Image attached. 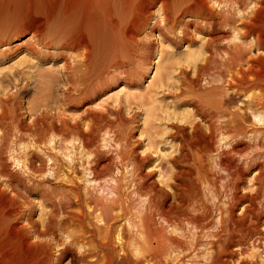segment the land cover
<instances>
[{
    "label": "rangeland",
    "instance_id": "obj_1",
    "mask_svg": "<svg viewBox=\"0 0 264 264\" xmlns=\"http://www.w3.org/2000/svg\"><path fill=\"white\" fill-rule=\"evenodd\" d=\"M80 1L0 0V166L6 165L5 176H1L3 180H0L6 186L1 183L4 191L0 192V198L6 200L8 195H13L18 199L15 202L22 205L20 209L25 214H20L18 211L19 214H13L14 218L12 215L0 217V264H27V262L28 264H73L72 258L75 252H69L59 258L62 246H59L57 241L61 243H64V240L70 241L72 233L79 231L81 227L69 221L64 225V220L62 221L61 218L64 214L55 215L53 204L57 200L64 201V193L69 192L70 187H73L70 186L71 183L82 184L83 192L91 185L87 180L90 176L84 169L83 162L92 158L90 151L96 148L100 149L101 154L103 152L102 156L117 159L111 171L114 176L110 177L113 178L126 176V182L131 178L132 164L122 166L118 162L121 157H128L127 159L136 157L141 162L143 180L132 182L134 183V185L131 183L132 188L128 187L129 185L126 188L124 186V191L129 190L132 192L131 197L136 198V204L134 203L131 210L133 213L138 212L141 209L140 205L143 206L145 202L152 210L156 205L163 206L164 203L165 206L174 202L178 204L179 199L176 200L175 189L172 187L177 182L175 174L178 170H185L187 174L189 173L188 177L195 178L198 184H201L204 192H188L186 195L188 198L191 197L189 199L192 200L190 202L192 207L197 202L202 207H197L198 205L195 204L194 209L197 214L203 210L205 204H208L210 209L214 208L205 228L207 235L212 234L208 238L205 236L207 239L203 233L197 234L200 235L199 239L202 238L200 240H204V242L200 241L201 245L198 248L201 246L199 249L207 251L206 253L222 250V255L221 259L210 257L207 261L202 251L200 256H195L191 250H188L187 258H184L182 264H264V177L256 179L259 170L253 168L247 177L237 181L231 180L232 183L236 182L238 187L233 197L230 196L231 192H228L229 199L226 192L221 193L224 184L227 183V173L216 164L218 159L216 154L220 148L229 147L228 143L233 132H219L212 135L216 128L214 121L218 117L216 113L209 115L205 111L207 99L217 93L203 89L208 86L207 81L212 80L211 75L216 71L215 67L213 68L214 64L212 68L202 69L203 79L197 86L190 81V77H196L195 66L197 68L205 64L204 57L209 55L207 46L210 38L207 32L199 30V24L205 26L202 20H198L199 24L195 22L188 26L191 37L188 35L185 39L182 36V24L190 18L197 21L196 17L182 13L190 7L193 0H173V18L170 21L163 20L160 6L155 5L151 9L148 22L140 17L141 14L136 15L137 11H141L144 7V0L142 2L139 0L142 6L138 0H110L108 8L115 21L110 25L103 23L105 13L100 12V8L95 9L94 15L92 16V13L88 20L68 14V7L70 9L77 6L86 9L93 6L92 0ZM71 2L72 6H70ZM211 4L219 9L215 0H212ZM41 18H48L50 23L41 30L40 44L37 37H34L28 29ZM157 20H161V27L152 30ZM87 21L92 24L95 21L96 25L92 29L95 41L93 59L87 65L89 70L85 72L86 67L81 70L76 62L79 59L78 52L65 49L63 45L66 39L76 35L86 26ZM132 23H138L136 26L140 24V34L136 39L128 36L130 34L128 26ZM235 34L238 36L237 32ZM183 69L189 72L188 75L181 73ZM81 76L85 77L84 80ZM225 83L224 86L227 87ZM246 97L237 99L235 107L245 110L244 103L248 99ZM90 113H99L95 119L96 124L101 128L96 133L94 144L90 149L84 148L73 137L49 140L47 145L42 144L38 148L30 137H26L21 141L22 143L14 139L16 127L34 121L37 114L45 115L48 122L51 120V115L59 116L72 123H81L83 128L88 130ZM249 114L250 119L246 124L249 129L247 138H252L254 136L250 131L252 123H256L257 131L264 132V112L250 110ZM255 135L252 144L255 142L258 147L254 145L247 150L249 153L246 151L243 155L256 151L260 154L257 156L258 161H263L264 136L259 133ZM30 147L47 159L49 167L56 164L54 170L58 175L53 171H47L44 178L40 176L36 179L37 183L31 191L26 192L22 184L16 183H14L15 190H12L6 175L11 171L13 173L15 170L21 171L22 160H18L17 157H25ZM186 152L190 153L187 156L189 161L183 162L181 159L184 153L187 154ZM48 153L53 155H51L52 160L48 157ZM49 167L47 170H50ZM189 170L191 172H188ZM24 175L26 176L27 173ZM144 181L156 190L166 189L169 194L143 190L140 192L142 197L133 193L136 192L134 187L137 183ZM150 198H153L155 203H150ZM228 200L232 202L231 207L234 205L235 207L231 208V212L227 215L225 211L223 215L225 221L222 224V211L218 206L227 207L225 203ZM90 205L88 204L87 208L92 206ZM74 207L73 209H78V206ZM232 214L235 215L234 219H238L235 228ZM20 215L25 216V219L17 225L18 230L8 232ZM27 223L43 230L46 227L52 228L55 236L52 238V235H49L43 238V241L51 245L46 247V245L25 242L23 228L28 226ZM30 224L28 227L31 226ZM128 224L127 219H121L117 225L120 229ZM173 229L169 227V230ZM175 229L178 230H175L176 232H181L178 228ZM217 232L221 234L222 239L219 244L213 245L212 242L217 238L212 235ZM118 237L117 233L116 241L120 243ZM126 240L135 244L133 236L126 235ZM32 241L37 242L39 238L33 237ZM118 250L123 253L120 247Z\"/></svg>",
    "mask_w": 264,
    "mask_h": 264
},
{
    "label": "bare ground",
    "instance_id": "obj_2",
    "mask_svg": "<svg viewBox=\"0 0 264 264\" xmlns=\"http://www.w3.org/2000/svg\"><path fill=\"white\" fill-rule=\"evenodd\" d=\"M92 1L93 6L91 8L86 7V9H82L74 6L75 8L70 7L69 9L68 7L67 13L72 14L74 17L79 16L88 20L93 11L100 8V12L102 11L105 13V20H103V23L106 22L110 25L115 22L113 19L114 17L112 16L113 14H111V11L108 8L110 0ZM140 1L142 2L143 0ZM211 1L212 0H193L190 7L186 11L182 12L183 14H189L188 16L197 18V21L190 18L189 21H186L182 24V36L186 39V37L189 35L188 26L190 24L195 22L198 23V20L205 22V26H202L203 24H198L200 26L199 30L207 32V34L210 36L207 46L209 55L204 57L205 64L197 68L195 66L194 71L196 77H190V81L195 86H197L199 81L203 79L202 69H208L213 66L212 64H214L213 68L215 67L216 71L213 72L214 74L211 76L212 80H214L216 83L212 80H209L207 81L208 86L206 85L207 87L203 86L204 88H202L204 91L218 93H216L214 97L207 99L208 102H206L205 105V111L208 112L209 115L213 113L215 115L216 113V116L218 117V119L214 121L216 128H214L215 130L212 132V135L219 132H233L228 143L229 147L220 148L218 150V154H216V157L218 158L216 164L227 173V183L224 184V190L221 191V193L226 192V196L229 199L230 196L233 197L234 192H237L238 190V187L235 184L236 182L232 183L231 180L237 181L242 177H247L248 174L253 171V168H257L259 170V175L256 177V179L264 177V160L258 161L257 157L260 154H258L256 151H253L248 155H243V153H245L247 150L254 147L255 142L254 144L252 143L255 141L253 140V138L256 136L255 134L259 133L264 136V132H259L255 129L256 123L254 122L250 125L252 128L250 131L254 133V136L252 138H247L249 129L246 125L250 119V110H262L264 112V0H215V3L218 4L219 9L216 8L215 5H212ZM141 2L139 3L140 5ZM173 2V0H144V9L142 8L141 11H137L136 15L141 14L140 17L144 20H147L148 22L151 9L153 6L159 5V8L164 16L163 20L170 21L173 18ZM72 4L73 3L71 2L70 6H72ZM134 6H136V4H134ZM93 15L94 13L92 16ZM48 21V18H41L28 29V31L32 33L34 37H37V41L40 44L42 42L41 30H43L44 27L50 23ZM94 22L93 24L88 23V21L85 22L86 26L82 27L76 35L73 33L74 35L66 39L63 45L65 49L78 52L77 58L79 59H77L76 62L78 63V66L81 67V70L83 67H86V69H84L85 72L89 70L87 69V65L89 62H92L91 60L93 59L92 57L94 54L95 41L92 30L96 25ZM138 23H132L128 26V32L130 33L128 36L131 39H136L140 34V24L139 26H136ZM160 27L161 20H157L155 25L152 27V30L156 28L160 29ZM236 32L238 33V36L235 34ZM84 70L82 73H84ZM181 73L188 75L189 72L183 69ZM81 78L83 79L85 77L81 76ZM219 82H222L223 84H220ZM78 83L80 84V82ZM224 83L227 85V87L224 86ZM245 96L248 97L247 101L244 103L245 110L241 107L236 108L235 104L238 102L237 99H241V97ZM96 116L98 117L99 113H90V115H88V118H90V123H88L89 128L86 130L83 128L81 123H72L70 120H66L62 117L59 118V116L56 117L54 115H51V120L48 122L45 115L37 114L34 121L28 124H20L16 127L15 133L13 132L15 135L14 139L15 141H20V143H22L21 141L25 140L26 137H30L32 138V143L37 145L36 148H38L42 146V144L47 145L49 140L58 138H62V140H64L69 137H73L76 138V140H78L84 148L90 149L94 144L96 133L101 130V128L96 124ZM221 118H223V120ZM256 144L258 143L256 142ZM255 146L258 147V145ZM90 152L92 158H89L88 160L86 159V161L83 162V167L86 171H88L87 173L90 176V178L85 179H87L91 185L87 186L86 191L83 192L81 189L82 184L80 185L75 183L72 185L71 183L70 186L73 187H70L71 189L69 188V192L66 191L67 193H64V201L63 199H61V201L57 200L60 202L54 201L53 204V212L55 215H57V213L64 214V218L61 217L62 221L64 220V225H66L67 221H69L73 224H78L81 227V229L79 231L77 230V232H70V234L72 233L70 241L65 242L64 240V243L57 241L59 246H62V249L58 255L59 258L66 256L69 252L72 253V251H74L75 256L72 258L73 264H182L184 262V258H187L186 252H188V250H191L192 254L194 253L195 256H200L202 251V253H204L203 255L207 257V261L210 257H213L217 260L216 257H220L222 255V250L220 249L219 252L213 251L206 253L207 251L199 249L201 246L198 248V246L201 245L200 241L204 242V240H200L202 238L199 239L200 235L197 236V234L203 233L204 237L207 236V238L212 234L210 233L207 235L205 233V228L208 225L207 220L212 216L211 211L214 208L210 209L209 205L205 204L203 210L198 212V214L196 213L194 206L195 204L198 205L199 203L197 202L193 204L194 206L192 207V203H190L192 200L190 201L189 199L191 197L188 198L186 195L188 192H204V190L201 184H198L199 182H197L195 178L187 176L189 173L187 174L186 171L182 169L180 171L178 170V172L175 174L177 182H175L173 185L171 184L175 189L174 196L177 197L176 200L179 199L178 204L174 202L165 206L164 203L163 206L156 205V210L153 206L154 210H152L151 207L149 209L148 205L145 204L146 202L144 199L145 205H140L141 209L138 212L133 213L131 210L134 207L136 198L131 197L132 192H129V190H127L128 192L126 190L124 191V186L126 188V186L129 185L128 187L131 186L132 188V182L135 183V181L143 180L142 171L140 169L141 162H139L136 157H133L132 159H127L128 157L120 158V161L118 162L122 164V166H125L128 163L132 164V172H130L131 178H128L129 180L126 182V176H117L115 178L110 177L114 176L111 171L117 162L115 157L102 156L103 152L101 154L99 148H96ZM125 154L127 156L129 155L127 153ZM188 154L190 153L183 154L181 159L183 162L189 161V157H187ZM51 155L49 154L48 157L52 160L53 155ZM24 156L25 157L23 158L20 156L17 157L18 160H22L21 171L15 170V173H13V171L10 170L11 173L6 175L9 178V187H12V190H15L14 183H16L17 185L22 184L24 189H26V192L27 190L31 191L34 189L33 187L37 183L36 179L40 176L43 177L45 174H47V171H53L56 175H58L57 171L54 170V166L57 165L55 164L54 166L49 167L47 159L39 152L32 150L31 147ZM48 167L50 170H47ZM191 168H193V166ZM5 169L6 165L2 164L0 166V180L2 179L1 176H5ZM191 171L189 170L188 172ZM25 173H27L26 176L24 175ZM72 178L73 180H76L75 177ZM111 180L115 183H113ZM25 181L27 183H25ZM1 183H3V181H0V192H3L4 190L1 188ZM134 183L132 184L134 185ZM6 184H8V182ZM87 185L89 184L87 183ZM4 186L6 185L4 184ZM134 188L136 192L133 191V193L142 197L143 195H141L140 192H143V190L144 192H162L163 194L165 192L164 195L169 194L166 189L156 190V188H152V186L145 181L137 183ZM228 192H231L230 196L228 195ZM190 194L192 193H189V195ZM16 200L18 199H15L13 195H8L6 200H1L0 198V217H4V215H12V218H14L13 214H19L18 211H20V214H24V211L20 209V206L22 205H20L18 202H15ZM196 200L198 201V199ZM230 201H226L225 204L227 207L224 206L225 208L218 206L222 211V224L225 221L223 215L226 212L227 215L228 212H231V208L234 209L235 207V205L234 207H231L232 202L230 203ZM149 202L152 204L155 203L153 198H150ZM234 203L236 204V201H234ZM88 204H91L92 206L90 205L91 207L87 208ZM74 206H78V209H73ZM197 207L201 206L198 205ZM59 214L58 219L60 217ZM7 216L5 217L7 218ZM231 216L233 217L235 228V225L238 223V219H234L235 215L233 214ZM24 219L25 216L20 215L14 225L12 224V229H9L8 232L11 233L14 230H18L17 225L21 224ZM121 219H127L129 224L128 226L123 225V227L119 229L120 226L117 224ZM30 225V227L24 226L23 228L25 231V242L46 245V247H49L51 244L47 241H43V238L49 235H52V238L55 236V232L52 231V228L50 229L46 227V229L43 230L38 228V226L36 227V225ZM169 227H173L174 229L169 230ZM175 228H178L181 230V232H176L175 230L177 229ZM117 233L120 237H118L120 243L119 241H116ZM126 235H129L130 237L133 236V239L135 240L134 245L131 243V241L128 242L129 240H126ZM212 236L217 238L216 241L212 242L213 245L217 243L219 244L221 242L222 236L219 232L215 234L213 233ZM33 237L39 238V241H32ZM207 238L205 237V239ZM119 247L123 253L119 252ZM24 260L26 259L24 258ZM13 261L14 260H12V262ZM23 261L22 263H25Z\"/></svg>",
    "mask_w": 264,
    "mask_h": 264
}]
</instances>
